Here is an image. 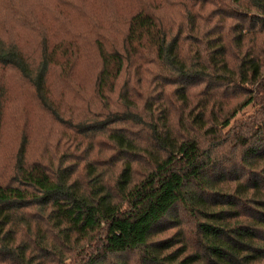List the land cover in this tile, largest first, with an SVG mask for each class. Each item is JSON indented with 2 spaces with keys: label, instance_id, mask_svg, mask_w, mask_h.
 I'll use <instances>...</instances> for the list:
<instances>
[{
  "label": "trees",
  "instance_id": "16d2710c",
  "mask_svg": "<svg viewBox=\"0 0 264 264\" xmlns=\"http://www.w3.org/2000/svg\"><path fill=\"white\" fill-rule=\"evenodd\" d=\"M79 1L45 6L69 42H41L35 66L0 41V69L14 70L59 125L112 142L119 174L111 181L89 164L81 181L67 160L30 163L24 139L15 175L0 183V264H264V0L185 4L175 34L172 16L139 4L122 43L97 36L99 106L84 107L75 125L50 80L56 69L71 74L80 58L85 34L65 27L84 12ZM0 9L21 22L28 16L15 0H0ZM67 85L75 103L87 104L79 84ZM141 86L155 89L142 96ZM183 213L194 224L190 236L157 240L182 226Z\"/></svg>",
  "mask_w": 264,
  "mask_h": 264
},
{
  "label": "rangeland",
  "instance_id": "374dc122",
  "mask_svg": "<svg viewBox=\"0 0 264 264\" xmlns=\"http://www.w3.org/2000/svg\"><path fill=\"white\" fill-rule=\"evenodd\" d=\"M207 1L215 2V0ZM223 1L227 2V0ZM199 2L201 0H104L101 2L84 0L80 2L84 4L82 7L85 9L84 12L71 14L65 24L67 29L85 34L78 45V58H80H77L78 61L71 74H61L56 69L50 80L52 96L66 120H70L68 118L71 117L75 125H78L81 117H84L82 111L84 107L99 106L94 94L95 81L101 69V61L95 47L97 36L106 37L114 45L122 43L121 39L126 32L129 16L136 12L139 4L141 8H146L150 13L162 18L172 16L176 22L175 34L183 21L182 6L188 4L190 9H193ZM16 3L18 11L28 16H24L26 20L21 22L13 12L0 9V41L4 42L6 47L16 45L23 56L35 66L40 62L41 51L37 48L41 42L42 44L44 41L49 42L53 48L61 45V42H69V39H72L63 30L64 26L61 22L56 19L57 21L53 23V13L45 7L49 3L48 0H15ZM205 9L202 16L208 19L207 12L211 11L213 6L206 5ZM195 12L198 14L197 8ZM108 21L111 22L107 23ZM211 26H214V22ZM46 36L48 40H44ZM149 68V72L155 71L153 67ZM146 76L151 81L152 76ZM65 83L74 88L79 84L78 94L85 97L87 104L75 103L74 93ZM122 84L120 82L118 88ZM2 88L7 91V98L6 100L4 98L3 102L4 121L0 131V183L5 184L15 175L16 157L24 139H27V160L30 163L41 161L49 164L50 160H67L66 166L72 165L77 168L81 181L86 180L88 165L92 164V169L104 173L111 181L115 180L119 174V167L115 165L116 154L114 157L112 142L104 137L93 139L91 135L85 133L80 135L71 132L67 128L68 125L56 123L52 116L41 108L31 87L22 82L11 68L0 69V93ZM147 89L153 91L155 88L141 86L137 92L143 96ZM252 112L251 108L246 109L237 119ZM133 132L137 136L146 137L138 128L133 127ZM139 172V175L143 174L144 170L139 169ZM181 220V227L169 229L160 234L157 240L170 238L178 240L179 234L190 236L194 228L193 221L184 213Z\"/></svg>",
  "mask_w": 264,
  "mask_h": 264
}]
</instances>
